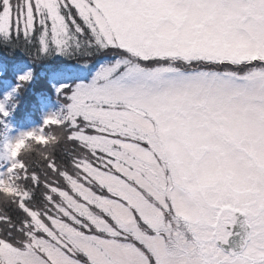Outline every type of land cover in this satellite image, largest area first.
Returning <instances> with one entry per match:
<instances>
[{
  "label": "snow or ice",
  "instance_id": "6c2138e0",
  "mask_svg": "<svg viewBox=\"0 0 264 264\" xmlns=\"http://www.w3.org/2000/svg\"><path fill=\"white\" fill-rule=\"evenodd\" d=\"M0 38L65 61L39 129L0 100V264H264V0H0Z\"/></svg>",
  "mask_w": 264,
  "mask_h": 264
},
{
  "label": "rangeland",
  "instance_id": "374dc122",
  "mask_svg": "<svg viewBox=\"0 0 264 264\" xmlns=\"http://www.w3.org/2000/svg\"><path fill=\"white\" fill-rule=\"evenodd\" d=\"M53 58L54 59L58 58V59L63 60L62 57L53 56ZM12 62H14L12 66H14L15 71L10 74H7L8 76L5 75V73H3L2 71L3 69L0 68V74H2V77H0V100L3 99L5 94H12V89L15 87L17 83L16 76L19 75L20 72L23 73V71H26L25 68L27 66H26L25 61L19 62L15 60ZM56 63L58 65H61L65 62L61 63V62L56 61ZM44 64L48 65V62L47 63L44 62ZM47 71L49 74L47 73L44 74V71H41L40 73H37V72L33 73L31 81L27 83L24 87L20 88L18 91L14 92L15 97H13L12 95L13 98L11 97V100H10L11 103L15 104L14 110L12 109V112L9 109V105L6 104L5 107L9 114L7 117L4 118V122L9 128L8 138L10 140L14 139L22 132L39 129L43 125V120L48 114L54 113L60 110L61 101L57 99L53 85L57 84L58 83L57 81L61 77L59 74L54 73L52 69L47 70ZM50 75L52 76L51 79H49ZM52 79H55V80L53 81ZM22 106L23 108L19 109ZM36 110H38V113L33 116L34 121H32L29 125H22V124L18 125L17 123H14L12 121V118L16 115L17 112L21 113V115H19L18 117L23 119L24 116L29 117L26 115ZM47 131H50L53 134H58L60 132V129L53 126L52 128L47 129ZM62 143L69 150H71L73 147L70 143H67L65 141H61L59 144H62ZM59 144L55 147L54 155H56L57 153ZM37 157H39L38 154L32 153V154L24 156V160L26 163H28L31 166L32 165L31 161H33L34 159L36 160ZM57 162H60V161H57ZM0 165H2V167H0V171H2L4 170V168L8 166V163L5 162L3 159H0ZM2 207H5V206L3 205ZM236 225L238 226V229L241 231L238 222L235 224V226ZM227 230L230 231L229 229ZM239 240H240L239 237L232 234L229 236L228 241L224 244L228 246L234 245V247H231V248L234 251H237L236 250L237 247L235 245L239 243L238 242Z\"/></svg>",
  "mask_w": 264,
  "mask_h": 264
},
{
  "label": "trees",
  "instance_id": "16d2710c",
  "mask_svg": "<svg viewBox=\"0 0 264 264\" xmlns=\"http://www.w3.org/2000/svg\"><path fill=\"white\" fill-rule=\"evenodd\" d=\"M52 58L53 57H51L50 59H42L39 61H33L25 51L21 50V47L18 46L14 40L13 41H4L2 38H0V68L3 69L2 71H3V73H5V75L10 74V73L15 71L14 66H12V64L14 63L12 61H15V60L19 61V62L25 61L26 66H27L25 69L26 70H32L33 73H35V72L40 73L41 71H44V74L45 73L49 74L47 70L53 69L54 67L58 66L56 61L61 62V63L65 62L64 60H61L58 58L57 59H54V58L52 59ZM44 62L45 63L48 62V65H45ZM50 73H52V72H50ZM20 74H22V72H20ZM0 77H2V74H0ZM51 77L52 76L50 75L49 79H51ZM52 80L54 81L55 79H52ZM57 82L58 83L61 82V78ZM12 95H13V97H15L14 92H12L11 97H12ZM7 105H9V109L12 112V109L14 110L15 104L11 103L9 101V103H7ZM22 108H23V106L19 109H22ZM24 109H25V107H24ZM37 113H38V110L30 112L28 115H26L29 117L24 116L22 119V118L18 117L19 115H21V113L17 112L16 113L17 116L15 115L12 118V121L17 123L18 125L19 124L29 125L32 121H34L33 116L36 115ZM67 147H69V146H67ZM65 150H69V149L66 148L63 143L59 144V147L57 149V153H56V155H54L55 158L57 159V161L66 162L67 157L65 156ZM37 162H39V157H37L36 160L34 159L33 161H31V164H32L31 166L33 168H36L37 171H39V168L36 167ZM0 205H1L0 210L11 211V209H5V207H2L3 206L2 203Z\"/></svg>",
  "mask_w": 264,
  "mask_h": 264
},
{
  "label": "clouds",
  "instance_id": "9594fccd",
  "mask_svg": "<svg viewBox=\"0 0 264 264\" xmlns=\"http://www.w3.org/2000/svg\"><path fill=\"white\" fill-rule=\"evenodd\" d=\"M12 151L16 155L26 156L32 154L35 151H38V149L34 144L25 141L22 146H13Z\"/></svg>",
  "mask_w": 264,
  "mask_h": 264
},
{
  "label": "flooded vegetation",
  "instance_id": "af4514ba",
  "mask_svg": "<svg viewBox=\"0 0 264 264\" xmlns=\"http://www.w3.org/2000/svg\"><path fill=\"white\" fill-rule=\"evenodd\" d=\"M227 229H229L230 231H231V233L233 234V235H235V236H238L239 234H240V231H239V229H238V226L236 225H231V226H229ZM217 244H218V246L220 247V248H222L224 251H225V253H227L228 251H230V250H232V251H234L231 247L232 246H228V245H225L224 243H221V242H217Z\"/></svg>",
  "mask_w": 264,
  "mask_h": 264
},
{
  "label": "water",
  "instance_id": "95a60500",
  "mask_svg": "<svg viewBox=\"0 0 264 264\" xmlns=\"http://www.w3.org/2000/svg\"><path fill=\"white\" fill-rule=\"evenodd\" d=\"M241 219H243L242 217H237V222H238V224H239V221L241 220ZM240 231V230H239ZM240 234H241V231H240ZM237 237H239L240 238V235H238ZM239 242V241H238ZM234 246V245H233ZM236 250L238 251V248H236Z\"/></svg>",
  "mask_w": 264,
  "mask_h": 264
}]
</instances>
